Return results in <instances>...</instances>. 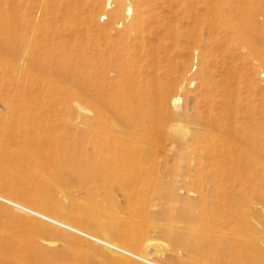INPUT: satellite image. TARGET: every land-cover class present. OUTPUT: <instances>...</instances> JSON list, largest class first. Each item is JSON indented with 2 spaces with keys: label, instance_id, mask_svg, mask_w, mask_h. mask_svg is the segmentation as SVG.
Segmentation results:
<instances>
[{
  "label": "rangeland",
  "instance_id": "obj_1",
  "mask_svg": "<svg viewBox=\"0 0 264 264\" xmlns=\"http://www.w3.org/2000/svg\"><path fill=\"white\" fill-rule=\"evenodd\" d=\"M0 196L157 264L264 252V0H0ZM0 238L144 264L1 202Z\"/></svg>",
  "mask_w": 264,
  "mask_h": 264
},
{
  "label": "bare ground",
  "instance_id": "obj_2",
  "mask_svg": "<svg viewBox=\"0 0 264 264\" xmlns=\"http://www.w3.org/2000/svg\"><path fill=\"white\" fill-rule=\"evenodd\" d=\"M77 2V0H76ZM14 3V2H13ZM16 4V3H15ZM76 8V7H75ZM124 9V5L121 3V5L119 6V12H121L122 10ZM13 14V12H12ZM142 11L139 9V8H135V14H134V20H136V22L132 25V26H129L127 28V30L120 36V38L122 39V41L125 43L124 44V48L121 49V48H118L116 49V52L118 53L117 55V58H122V57H130V47L128 46V43H130V39L132 38L133 35H140L143 33L142 29L140 28V20H141V17H142ZM90 20V19H89ZM14 24V23H13ZM11 29V28H10ZM13 31V35L15 34L14 32V29L12 30ZM2 34V33H1ZM3 36V35H1ZM140 37H142L140 35ZM239 38H242L244 40H247L248 37H246L244 34L242 36H239ZM140 40H143L140 38ZM243 40V41H244ZM249 40V39H248ZM247 40V42H248ZM29 42V41H28ZM147 42V41H146ZM245 42V41H244ZM246 42V43H247ZM250 43V41H249ZM141 44V43H140ZM248 44V43H247ZM250 45V44H249ZM142 46V45H140ZM150 46V45H149ZM140 48V47H139ZM27 49V48H26ZM25 49V50H26ZM27 51V50H26ZM140 51V50H139ZM25 52V51H24ZM140 53V52H139ZM26 54V53H25ZM24 55V53H23ZM100 55V54H99ZM25 57V56H24ZM138 59V58H137ZM90 62V61H89ZM112 66V65H111ZM111 66H109L108 70L111 69ZM137 66V65H136ZM83 71V70H82ZM110 71V70H109ZM114 71L115 72H120V69L118 68V66L114 67ZM203 76L206 77V73L205 72H202ZM210 78V77H209ZM84 82V81H82ZM104 85L106 87H108L109 85H113V81L112 79L110 78V76H106L104 77V81H103ZM81 85V83H79ZM95 84V83H94ZM107 84V85H106ZM95 85H98V87L100 86V84H95ZM83 86V84H82ZM123 93V92H122ZM229 93V92H228ZM231 96V95H230ZM229 97V96H228ZM233 97V95H232ZM230 98V97H229ZM232 99V98H231ZM228 102V101H227ZM107 104V103H106ZM232 104V103H231ZM134 105V103H133ZM106 106V105H105ZM112 104L110 106V104H107L106 107H109V108H112ZM134 111V110H133ZM116 114H118L116 112ZM120 117V116H119ZM142 121L141 119H137L133 116H129V117H126L125 118V121H124V125L126 126V128L128 127V129L130 128H136V127H139L141 125ZM122 174V173H121ZM121 177V176H120ZM134 178V177H133ZM128 179V178H127ZM121 182V180H120ZM131 182V181H130ZM127 183V182H126ZM132 185V184H131ZM127 194V193H126ZM1 198L5 199L6 201H8L10 204H14L15 206L19 207V208H16L14 206H11L15 209H17L18 211H21L23 213H26V214H29L27 211H30L31 214L29 215H32L34 216L33 214H37L43 218H47L49 220H52L54 222H56L57 224L59 225H55L57 227H60L62 229H65L67 231H70L78 236H80L79 234H85L93 239H95L93 242L95 243H98L102 246H105L107 248H109L110 250L114 251V252H117L121 255H124L126 257H130V256H134L136 258H139L140 260H143V261H150V260H147L145 258H142L140 256H137L127 250H124L123 248H120L119 246L115 245V244H111V243H108L106 241H103L101 239H98L96 237H93L89 234H86L72 226H69L63 222H60L58 220H55V219H52L48 216H45L37 211H34L32 210V208H27L25 207V205H21L19 203H16L14 201H11L9 199H6L2 196H0ZM135 197V196H134ZM133 201V200H132ZM8 205V204H7ZM47 205V204H46ZM24 209V210H23ZM26 210V211H25ZM101 213V212H100ZM195 216V215H194ZM72 217V216H71ZM179 219V218H178ZM182 222V221H181ZM200 222V221H199ZM18 224H21L19 221L17 222ZM26 223H28L26 221ZM34 223V222H33ZM157 225V224H156ZM29 225H27L28 227ZM32 226V225H30ZM167 226V224L165 225ZM169 226V225H168ZM192 226V225H191ZM155 227V226H154ZM164 227V226H163ZM176 227V226H175ZM166 228V227H165ZM195 228V227H193ZM192 228V229H193ZM124 230V229H123ZM169 230V228H168ZM177 230V229H175ZM127 231V230H126ZM171 231V229H170ZM205 231V230H204ZM129 232V231H128ZM189 232V231H187ZM110 234L112 235H115L117 236L120 240H130L132 243L134 242V240L132 238H128V234L125 235V234H120V233H117L115 231H110L109 232ZM29 234V233H28ZM198 233L195 231L192 233L191 235V239H193L195 237V235H197ZM202 234V233H201ZM205 236V235H204ZM208 236V235H207ZM82 237V236H80ZM205 239H206V236H205ZM126 242V241H125ZM123 243V242H122ZM191 243V240L187 241V244H190ZM127 244V242L125 243ZM126 246V245H125ZM252 251H248V250H245V251H242V250H236L234 253H232L233 255V259H234V262H236V264H264V252H260L258 251L257 249H255V246L252 247ZM132 258V257H130ZM134 259V258H132ZM228 259V258H227ZM136 260V259H135ZM138 261V260H137ZM142 262V261H140ZM152 262V261H151ZM144 263V262H142ZM154 263V262H152ZM0 264H49V261L46 257H41L40 255H37L35 252H34V249L33 247L31 246H28V245H24L23 243L21 244V242H10L8 240H3L2 238H0ZM118 264H126L124 261H119ZM146 264V263H144ZM154 264H157V263H154Z\"/></svg>",
  "mask_w": 264,
  "mask_h": 264
},
{
  "label": "built area",
  "instance_id": "obj_3",
  "mask_svg": "<svg viewBox=\"0 0 264 264\" xmlns=\"http://www.w3.org/2000/svg\"><path fill=\"white\" fill-rule=\"evenodd\" d=\"M0 202L1 203H4V204H8V205H11V206H14V207H16V208H19V207H17V206H15L14 204H10L8 201H6L5 199H3V198H1L0 197ZM20 209V208H19ZM24 210V209H23ZM26 211V210H25ZM29 214H31V212L30 211H27ZM34 215V217H36V218H39V219H41V220H43V221H46V222H48V223H51V224H53V225H59V224H57L56 222H54V221H52V220H49V219H47V218H43V217H41V216H39V215H37V214H33ZM80 236H82L83 238H86V239H88V240H90V241H94L95 239H93V238H91V237H89V236H87V235H85V234H79ZM130 257H132V258H134V259H136V260H138V261H142V262H144V263H146V264H154V263H152L151 261H143V260H140L139 258H136V257H134V256H130Z\"/></svg>",
  "mask_w": 264,
  "mask_h": 264
}]
</instances>
